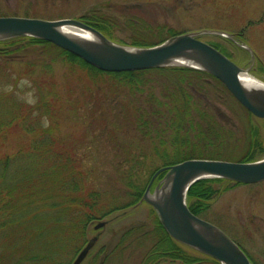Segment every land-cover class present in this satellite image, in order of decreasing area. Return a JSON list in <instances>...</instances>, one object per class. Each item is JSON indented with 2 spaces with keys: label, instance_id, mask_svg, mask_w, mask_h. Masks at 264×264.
Masks as SVG:
<instances>
[{
  "label": "rangeland",
  "instance_id": "1",
  "mask_svg": "<svg viewBox=\"0 0 264 264\" xmlns=\"http://www.w3.org/2000/svg\"><path fill=\"white\" fill-rule=\"evenodd\" d=\"M0 16L46 20L87 18V21L94 20L104 27L94 26L104 35V31L108 32L110 35L107 36L112 41L131 47H148L164 40L171 32L215 30L231 35L233 40L214 34L202 35L201 39L220 45L248 74L264 82V0H0ZM34 70L36 72L30 75ZM148 71L135 78L138 85L129 86L119 77H100L102 75L95 70L99 76L96 78L101 79L98 84L105 86L103 89L94 88L95 80L85 78L84 72L69 74L66 60L51 46L30 40L0 42V92L13 93L18 100L14 104L12 101L2 104L0 118L4 121L11 118L16 107L15 116L20 114L11 128L4 126L0 131V157L26 149L49 125L50 130L58 126V134L65 137L70 145L80 139L82 149L87 141H92L89 137L98 135L90 152L111 155L115 150L104 143L103 137L105 141L108 136L130 141L136 135L111 128L116 123V115L132 111V102L159 113V109L165 108L161 109L165 114L161 123H171L172 116L169 113L166 116L170 108L164 103L171 105V98H178L173 86L180 78L176 72ZM212 77L188 75L199 108L192 105L189 117L192 122L182 131V137L199 143L195 150L207 148L208 152H190L192 145L188 148L184 145L182 149L189 150L193 157L190 159L236 161L250 156L249 152H253L255 160L264 158V119L253 116ZM42 80L47 81L45 90L52 84L58 94L55 106L51 104L52 109L57 108L58 122L54 117L50 119L32 113L37 108L38 87L46 92L36 83ZM102 93L107 95L105 99L101 98ZM97 106L99 111L95 112ZM157 106V109L153 108ZM197 123L201 125L199 132L195 127ZM192 127L194 130L184 136ZM212 137L218 138L219 145L206 147ZM143 143L149 146L150 141ZM173 149L169 146L166 150L171 153ZM211 184L215 194L207 201L202 217L239 242L256 264H264V181L254 184L215 181ZM152 210L142 198L136 206L106 218L108 223L105 227L96 231L92 224L87 240L96 235L98 241L82 264H185L177 258L179 256L202 257L204 261L200 264H216L208 256L174 240L172 243L160 238L155 246L151 238L144 242L134 239L126 245L120 244L122 234L130 228H135V233L143 232L142 240L147 239L145 235L152 231L154 221ZM160 252H165L164 257L158 256ZM77 255L74 252L66 254L58 258L56 264H71Z\"/></svg>",
  "mask_w": 264,
  "mask_h": 264
},
{
  "label": "trees",
  "instance_id": "2",
  "mask_svg": "<svg viewBox=\"0 0 264 264\" xmlns=\"http://www.w3.org/2000/svg\"><path fill=\"white\" fill-rule=\"evenodd\" d=\"M90 21L92 22L88 21V23L91 25L104 29L94 20L90 19ZM104 33L110 35L108 32L104 31ZM17 40L43 43L36 38L25 37L3 41L1 44L13 43ZM164 40L149 45L152 46ZM212 45L228 54L220 45ZM48 46L53 47L66 60L69 74L84 72L85 78L95 80L94 88L103 89L105 86V84H98L101 79L96 78L99 76L94 73L95 70L102 75L100 77L106 75L112 79L119 77L122 83L126 82L129 86L138 85L139 81L135 78L149 73L148 70L104 72L53 44H48ZM155 70L176 72L180 78H177V83L173 86L178 98L176 99V96L171 98L170 103H173L171 105L164 103L170 108L166 111V116L168 113L172 116L171 123L169 121L166 124L161 123L165 118L162 116L165 114L161 109L165 110V108L158 110L160 115L156 112L157 110L149 111L146 107L132 102L133 112L128 110L123 115H116V123L111 128L120 132L131 131L136 135L130 141L115 136H108L109 139L105 141L103 137L104 143L107 142L108 146H112L115 150L111 155L101 156L96 152H90L93 149L94 139L98 135L88 138L92 141L85 143L84 150L80 147V139L74 140L70 145L65 137L58 134V126L55 130H50L49 125L41 130L37 137L35 136L26 149L0 157V264H38L39 262L40 264H56L57 259L63 258L66 254L79 253L87 242L89 228L92 224L95 225L113 214L125 212L136 206L142 199L152 176L161 167L193 158L188 153V149L183 150L184 152L179 150L184 145L187 148L188 145L191 147L192 141L182 137V131L189 122H192L189 118L192 105L199 108V104L193 97L191 82L187 78L190 74L212 76L184 68ZM34 72L36 71H31L30 75ZM212 78L224 91L228 92L218 79ZM140 82L145 83V81ZM36 83L45 90L47 81H36ZM38 90L40 91L36 103L37 108H30L33 109L32 113L36 112L39 116L50 119L54 117V120L56 118L58 122L57 108L54 110L51 106V104L55 106L59 98L54 87L52 84L48 85V90H45L47 93L39 87ZM102 96L101 98L105 99L107 95L102 93ZM0 101H2L0 102L1 107L2 104L11 101L14 104L18 100L13 93H1ZM89 108L92 109V106ZM153 108L157 109L158 106ZM16 110L17 107L11 118L5 121L0 118V131L4 126L11 128L15 124L17 117H20V114L15 116ZM94 111L98 112L99 107L97 106ZM119 121L121 124L118 123ZM195 127L199 132L201 125L197 123ZM184 136L188 135L184 134ZM144 141H150L149 146L145 145ZM210 143L211 141L207 142V144ZM169 146L175 150L172 154L166 150ZM191 151L205 153L208 149ZM249 153L250 156L240 160L245 162L255 160L253 152ZM202 158L208 157L203 156ZM162 176L163 174L159 178ZM215 181H222V179H203L194 183L189 189L187 201L194 214L202 217L207 201L215 194L211 186V183ZM152 213L154 221L151 226L152 231L145 235L147 239L142 240L143 232L135 233V228H130L122 234L120 244L126 245L134 239L144 242L150 238L154 246L159 243L160 238L168 239L173 243V239L164 230L154 210ZM177 258L185 264H200L204 261L202 257L197 259L195 256Z\"/></svg>",
  "mask_w": 264,
  "mask_h": 264
},
{
  "label": "water",
  "instance_id": "3",
  "mask_svg": "<svg viewBox=\"0 0 264 264\" xmlns=\"http://www.w3.org/2000/svg\"><path fill=\"white\" fill-rule=\"evenodd\" d=\"M77 30L87 32L82 37ZM201 34L231 35L204 30L173 36L148 47H131L115 43L96 28L76 19L45 20L24 17H0V41L17 37L49 40L83 61L106 72L140 71L166 67H187L209 73L219 79L232 95L254 116L264 118V82L246 85L237 66L224 53L196 37ZM250 49V48H249ZM251 50V49H250ZM252 52V50H251ZM165 172L154 191L151 187ZM207 178H221L237 183L264 181V159L253 162H229L217 159H190L162 167L152 177L143 201L155 210L167 233L221 264H252L244 251L218 226L193 214L187 204L190 187ZM99 221L94 229L105 227ZM98 241L88 240L72 264H82Z\"/></svg>",
  "mask_w": 264,
  "mask_h": 264
},
{
  "label": "bare ground",
  "instance_id": "4",
  "mask_svg": "<svg viewBox=\"0 0 264 264\" xmlns=\"http://www.w3.org/2000/svg\"><path fill=\"white\" fill-rule=\"evenodd\" d=\"M0 17H9V16H0ZM24 18H31V17H24ZM38 19H41V18H38ZM87 19V18H86ZM85 18H80V19H76V20H79V21H81V22H83V23H85V24H87V25H90L89 23H88V19L86 20ZM46 20V19H45ZM90 26H92V27H94V25H90ZM95 28V27H94ZM99 31V30H98ZM215 31V30H214ZM77 32V34L78 35H80V36H82V37H84V36H86V37H89V34L87 33V32H83V31H81V30H77L76 31ZM170 32V31H169ZM196 32H200V31H196ZM219 32V31H218ZM172 33H174V32H171V33H169V36L167 37V38H165V40L164 41H166L167 39H169V38H171V37H173V36H176V35H183V34H189V33H194V32H181V33H174L173 35H172ZM104 35V34H103ZM202 35H205V34H201V35H199V36H197L196 38L197 39H200L201 38V36ZM218 35V34H217ZM106 38H108L109 40H111V38H109L107 35H104ZM219 36H222V35H219ZM222 37H225V39H231V40H233L232 38H230V37H226V36H222ZM17 38H25V37H17ZM17 38H12V39H7V40H5V41H10V40H13V39H17ZM33 38V37H32ZM38 40H40V41H42L44 44H46V45H48V44H53V45H55L54 43H52L51 41H49V40H43V39H38ZM112 41V40H111ZM163 41V42H164ZM1 42V41H0ZM114 42V41H113ZM116 43V42H115ZM120 44V43H119ZM122 45H125V44H122ZM56 46V45H55ZM56 47H58V46H56ZM215 47V46H214ZM245 49L247 50V51H249V52H251V50L249 49V47H245ZM227 57H231L229 54H225ZM81 59V58H80ZM83 60V59H82ZM232 62L233 63H235L237 66H239L238 64H237V61L235 60V59H233L232 58ZM87 63V62H86ZM87 64H89V63H87ZM240 67V66H239ZM166 68H181V69H189V70H191V68H187V67H166ZM242 68V67H241ZM159 69H164V68H159ZM148 70H155V69H148ZM104 72H106V71H104ZM124 72H132V71H124ZM112 73H121V72H112ZM241 81L244 83V84H246V85H260V84H263V82L262 81H260V80H257V79H255L254 77H252L250 74H248V73H244V74H242L241 75ZM260 118V117H259ZM260 119H264V118H260ZM192 130H194V127H192V128H189L188 129V131H187V135H189L191 132H192ZM196 133V132H195ZM199 144V143H198ZM198 144L197 143H192L191 145H192V148L193 149H191L190 148V150H195L197 147H198ZM213 145H219V142H218V138L217 137H212L211 138V143L210 144H207L206 145V147H209V146H213ZM189 146V145H188ZM180 151H182V152H184L183 151V149L181 148V149H179ZM187 150V149H186ZM210 150H214V149H210ZM174 152V149L172 150V152H171V154ZM170 153V152H169ZM185 160H190V158H187V159H185ZM217 160H222V159H217ZM225 161H229V162H239V163H243V162H245V161H242V160H236V161H231V160H225ZM210 179H217V178H210ZM200 181V180H199ZM222 181H227V180H222ZM228 182H230V181H228ZM196 183V182H195ZM242 184H244V183H242ZM249 184V183H248ZM191 188V187H190ZM189 192V191H188ZM187 196H188V194H187ZM187 200H188V198H187ZM198 217H200L201 218V216H199V215H197ZM162 225V224H161ZM164 228V227H163ZM164 230H165V228H164ZM166 231V230H165ZM167 232V231H166ZM94 237V236H93ZM93 237H91V238H93ZM171 237V236H170ZM90 238V239H91ZM172 238V237H171ZM89 239V240H90ZM174 241H176L178 244H180V245H182V246H186L188 249H190V250H194V251H196V252H198L196 249H193L192 247H190V246H188V245H186V244H184V243H182V242H179L178 240H175L174 238H172ZM240 248H243L242 247V245L239 243V242H237V241H235L234 239H232ZM87 242H88V240H87ZM87 242H86V244H87ZM85 244V245H86ZM83 249V248H82ZM81 249V250H82ZM80 250V251H81ZM79 251V252H80ZM159 252L157 251V254H158ZM79 254V253H78ZM90 254V253H89ZM89 254L87 255V256H89ZM164 254H165V252H160V255H158L159 257H164ZM215 261H217L216 259H214ZM217 262H219V261H217ZM73 263V262H72ZM71 263V264H72Z\"/></svg>",
  "mask_w": 264,
  "mask_h": 264
},
{
  "label": "flooded vegetation",
  "instance_id": "5",
  "mask_svg": "<svg viewBox=\"0 0 264 264\" xmlns=\"http://www.w3.org/2000/svg\"><path fill=\"white\" fill-rule=\"evenodd\" d=\"M245 252L247 253V255L249 256V258L253 261V263H255V261L252 259V257L250 256V254L247 252V250L244 248ZM256 264V263H255Z\"/></svg>",
  "mask_w": 264,
  "mask_h": 264
}]
</instances>
